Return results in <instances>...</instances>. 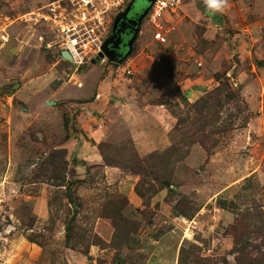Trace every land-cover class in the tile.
Instances as JSON below:
<instances>
[{
	"label": "rangeland",
	"instance_id": "374dc122",
	"mask_svg": "<svg viewBox=\"0 0 264 264\" xmlns=\"http://www.w3.org/2000/svg\"><path fill=\"white\" fill-rule=\"evenodd\" d=\"M50 1L0 0V264H264V0L76 69Z\"/></svg>",
	"mask_w": 264,
	"mask_h": 264
},
{
	"label": "built area",
	"instance_id": "2783aa9c",
	"mask_svg": "<svg viewBox=\"0 0 264 264\" xmlns=\"http://www.w3.org/2000/svg\"><path fill=\"white\" fill-rule=\"evenodd\" d=\"M183 1L153 0L145 21L153 29L154 42L161 44L166 42L163 16L178 9ZM129 2L130 0H52L39 16L49 23L55 35L53 43L58 48L59 54L66 51L71 57L70 61H62L69 62L76 69L91 64V61L101 53L102 43L108 37L109 24ZM246 2L248 0H230L228 9ZM7 41L8 36L4 30L0 31V45ZM98 61L108 62L106 57ZM131 69L129 66L125 74L132 75ZM98 97L100 95H97Z\"/></svg>",
	"mask_w": 264,
	"mask_h": 264
},
{
	"label": "water",
	"instance_id": "95a60500",
	"mask_svg": "<svg viewBox=\"0 0 264 264\" xmlns=\"http://www.w3.org/2000/svg\"><path fill=\"white\" fill-rule=\"evenodd\" d=\"M146 4L145 9L137 17V4L136 0H130L126 5L125 9L122 12H119L115 15L112 21V34L109 35L102 43L101 53L91 61V64H95L99 59L106 57L107 61L113 64L120 65L122 64L132 53V45L137 39V35L140 31V26L142 20L148 14L153 0H141ZM120 23L118 29L117 24ZM132 25V35L129 41L126 43L127 51L124 55H119L117 53L118 47L120 46V37L119 34L124 30V26ZM118 35V36H117ZM61 60L70 61L71 57L66 51L60 53ZM53 104V102H52Z\"/></svg>",
	"mask_w": 264,
	"mask_h": 264
},
{
	"label": "flooded vegetation",
	"instance_id": "af4514ba",
	"mask_svg": "<svg viewBox=\"0 0 264 264\" xmlns=\"http://www.w3.org/2000/svg\"><path fill=\"white\" fill-rule=\"evenodd\" d=\"M141 0H136V2H138ZM145 9V6H142V5H138L137 7V17L142 13V11ZM147 16V15H146ZM146 20V17L142 20L141 22V26H140V31L139 33L141 32V28H142V25L144 24ZM120 26V23L117 24V28L118 29ZM132 30H133V26L132 25H125L124 26V30L119 34V37H120V46L118 47V50H117V53L119 55H124L127 51V46H126V43L129 41V39L131 38V35H132ZM138 33V35H139ZM112 34V26L110 28V31L108 33V36ZM138 35H137V38H138ZM118 36V35H117ZM137 39L134 41L133 45H132V51H133V48H134V45L136 43Z\"/></svg>",
	"mask_w": 264,
	"mask_h": 264
},
{
	"label": "clouds",
	"instance_id": "9594fccd",
	"mask_svg": "<svg viewBox=\"0 0 264 264\" xmlns=\"http://www.w3.org/2000/svg\"><path fill=\"white\" fill-rule=\"evenodd\" d=\"M205 10L211 14H222L230 7V0H203Z\"/></svg>",
	"mask_w": 264,
	"mask_h": 264
},
{
	"label": "trees",
	"instance_id": "16d2710c",
	"mask_svg": "<svg viewBox=\"0 0 264 264\" xmlns=\"http://www.w3.org/2000/svg\"><path fill=\"white\" fill-rule=\"evenodd\" d=\"M194 1V3L197 5V8L201 11V13L203 14V15H205V16H207V17H211L212 15L211 14H209L206 10H205V7H204V5H203V3H202V0H193ZM229 97H231L232 98V96L231 95H229ZM201 103H207V100L206 101H201ZM103 160L105 161V163L106 164H110V163H108V161L103 157ZM236 249H237V247H235Z\"/></svg>",
	"mask_w": 264,
	"mask_h": 264
},
{
	"label": "crops",
	"instance_id": "0c3cea01",
	"mask_svg": "<svg viewBox=\"0 0 264 264\" xmlns=\"http://www.w3.org/2000/svg\"><path fill=\"white\" fill-rule=\"evenodd\" d=\"M97 95H99V94H97Z\"/></svg>",
	"mask_w": 264,
	"mask_h": 264
}]
</instances>
